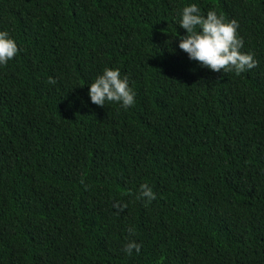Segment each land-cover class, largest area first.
I'll list each match as a JSON object with an SVG mask.
<instances>
[{"label": "trees", "instance_id": "obj_1", "mask_svg": "<svg viewBox=\"0 0 264 264\" xmlns=\"http://www.w3.org/2000/svg\"><path fill=\"white\" fill-rule=\"evenodd\" d=\"M189 3L256 66L189 60ZM0 31V264H264V0H0ZM104 67L131 107L90 102Z\"/></svg>", "mask_w": 264, "mask_h": 264}, {"label": "clouds", "instance_id": "obj_2", "mask_svg": "<svg viewBox=\"0 0 264 264\" xmlns=\"http://www.w3.org/2000/svg\"><path fill=\"white\" fill-rule=\"evenodd\" d=\"M178 25L185 30L184 35L176 33L175 41L180 50L187 54L189 60L196 61L202 68L212 72L233 71L240 74L256 66L251 53L241 51L243 40L238 35L236 20H225L214 9L201 14L196 3L182 7ZM14 38L7 31H0V66L6 65L18 53ZM50 83H54L50 79ZM87 96L92 104L104 107L106 102L129 108L135 103V91L129 84V77L119 68L104 67L102 71L87 84ZM151 200L155 194L147 184H141L137 199ZM140 245L129 240L123 247L126 255L133 249L139 251Z\"/></svg>", "mask_w": 264, "mask_h": 264}]
</instances>
